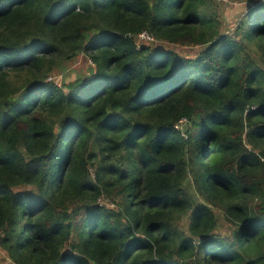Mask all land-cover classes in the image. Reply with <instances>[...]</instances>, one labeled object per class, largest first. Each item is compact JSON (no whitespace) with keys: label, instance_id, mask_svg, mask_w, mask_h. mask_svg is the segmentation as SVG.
Wrapping results in <instances>:
<instances>
[{"label":"trees","instance_id":"1","mask_svg":"<svg viewBox=\"0 0 264 264\" xmlns=\"http://www.w3.org/2000/svg\"><path fill=\"white\" fill-rule=\"evenodd\" d=\"M239 1L0 0L12 264H264V0Z\"/></svg>","mask_w":264,"mask_h":264},{"label":"rangeland","instance_id":"2","mask_svg":"<svg viewBox=\"0 0 264 264\" xmlns=\"http://www.w3.org/2000/svg\"><path fill=\"white\" fill-rule=\"evenodd\" d=\"M215 2L219 3V1H217V0H215ZM231 2L225 3V4H224V2L222 4H216L217 5V13H219L221 16H224V11L228 7L236 6L239 4L238 2H240V1L239 0H232ZM214 5H215V3L211 4L212 7H214ZM228 11L233 12V9L229 8ZM240 14H241V12L237 10L230 18L226 19V21H224V25H225L224 29L226 30V29H229L230 27H233L234 23L236 22V20L240 16ZM150 36H152V35L150 34ZM155 42L156 41L154 40L153 37L152 38H149V37L139 38V37H137V40H136V43L138 45L141 43L151 44V43H155ZM175 49L183 51V52H188L190 54H192L196 50L194 48L189 49V47H176ZM86 54H87L86 52H81L72 60H69V61H66L65 63H63V66L61 67L62 74L58 73V71H55L51 75L50 79L52 78L59 85V84H61L62 80L68 81V80L75 79L78 76H83L85 74L86 75L89 74L92 70L91 68L93 67V64ZM87 76H89V75H87ZM0 264H12L7 259L5 253L3 252V250L1 248H0Z\"/></svg>","mask_w":264,"mask_h":264},{"label":"built area","instance_id":"3","mask_svg":"<svg viewBox=\"0 0 264 264\" xmlns=\"http://www.w3.org/2000/svg\"><path fill=\"white\" fill-rule=\"evenodd\" d=\"M217 1H227V0H217ZM137 37H139V38H145V37L152 38V36H150V33L147 32L146 30L140 31L139 34L137 35Z\"/></svg>","mask_w":264,"mask_h":264},{"label":"clouds","instance_id":"4","mask_svg":"<svg viewBox=\"0 0 264 264\" xmlns=\"http://www.w3.org/2000/svg\"><path fill=\"white\" fill-rule=\"evenodd\" d=\"M241 11H243V8H241Z\"/></svg>","mask_w":264,"mask_h":264}]
</instances>
